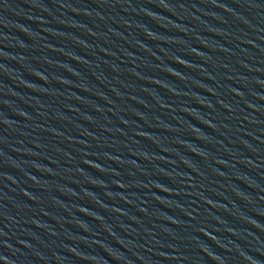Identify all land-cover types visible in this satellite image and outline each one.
<instances>
[{
    "label": "water",
    "instance_id": "obj_1",
    "mask_svg": "<svg viewBox=\"0 0 264 264\" xmlns=\"http://www.w3.org/2000/svg\"><path fill=\"white\" fill-rule=\"evenodd\" d=\"M241 139L264 182V0H146Z\"/></svg>",
    "mask_w": 264,
    "mask_h": 264
}]
</instances>
